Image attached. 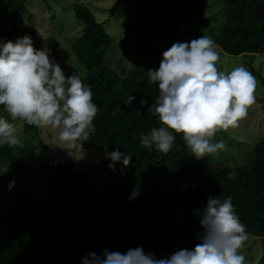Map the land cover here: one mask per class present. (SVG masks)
Listing matches in <instances>:
<instances>
[{
  "label": "trees",
  "instance_id": "obj_1",
  "mask_svg": "<svg viewBox=\"0 0 264 264\" xmlns=\"http://www.w3.org/2000/svg\"><path fill=\"white\" fill-rule=\"evenodd\" d=\"M221 1L226 15L214 38L218 48L231 56L264 55V0ZM27 2L5 0L0 38L14 41L28 34L39 49L44 42L21 18ZM73 12L83 28L70 46L77 68L65 75L74 72L90 85L98 106L95 133L76 144L106 152L119 147L132 155L131 163L99 177L95 176L97 170L81 171L73 161L45 163L42 170L51 179L46 205L37 203L31 190L19 181L8 191L14 177L5 182L1 177L0 264H80L90 251L123 253L137 246L167 257L199 242L197 212L209 195L221 200L230 195L248 236L264 237V138L252 151L242 152L226 133L221 154L234 158L238 154L241 161L236 160L235 167L220 163L204 169L180 135L167 154L143 148L140 134L162 126L152 111L157 86L135 75L140 64L137 53L131 54L130 61L123 54L112 59L115 45L86 5L75 4ZM129 94L135 100L125 105ZM141 99L147 103L140 105ZM0 115L10 119L2 106ZM39 128L24 123L22 138L29 153L43 145ZM22 144L0 146V162L6 169H24L29 158L22 159L27 151ZM134 189L139 195L129 201Z\"/></svg>",
  "mask_w": 264,
  "mask_h": 264
},
{
  "label": "clouds",
  "instance_id": "obj_2",
  "mask_svg": "<svg viewBox=\"0 0 264 264\" xmlns=\"http://www.w3.org/2000/svg\"><path fill=\"white\" fill-rule=\"evenodd\" d=\"M219 59L218 46L207 35L173 42L162 52L159 67L146 73L147 82L158 88L152 111L162 126L140 134L143 148L167 154L177 135L197 159L224 148L222 141L214 142V137L221 130L236 127L247 116L255 103L257 80L243 64L228 72L219 70ZM134 100L129 94L123 103L131 105ZM139 103L147 101L141 99ZM0 106L10 117L0 115V145L20 144L16 121L50 127L56 131L55 139L72 146L87 141L96 131L93 121L98 106L93 102L91 86L74 72L66 76L47 45L34 48L28 34L14 41L0 38ZM131 156L119 147L105 152L113 170L117 162L129 166ZM14 186L10 181L7 190ZM138 195L134 189L128 200ZM197 215L199 242L190 249L181 248L167 257L146 253L139 246L123 253L104 249L100 254L88 252L80 264H248L242 251L248 236L246 225L230 195L223 200L209 195Z\"/></svg>",
  "mask_w": 264,
  "mask_h": 264
},
{
  "label": "rangeland",
  "instance_id": "obj_3",
  "mask_svg": "<svg viewBox=\"0 0 264 264\" xmlns=\"http://www.w3.org/2000/svg\"><path fill=\"white\" fill-rule=\"evenodd\" d=\"M4 2L5 0H0V28ZM80 3L86 5L97 21L104 24L115 45L113 60L119 59V54H123L130 61L131 54L137 53L136 60L140 64L136 65L138 69L135 75L142 80H146L148 69L155 70L159 67L162 52L173 42L190 41L202 35L214 40L220 33L219 26L226 15V7L221 0H28L22 12V21L37 31L64 73L77 68L70 46L83 28L73 12V6ZM219 51V70L228 72L232 67L243 64L256 77L257 87L255 103L248 108L247 116L236 127L217 132L214 142L222 141L225 144L227 133L229 138L240 144L235 143L234 148L249 152L257 141L264 138V55L231 56L221 49ZM14 123L19 140L23 143L21 147L27 148L21 157L29 158V161L22 171L6 169L4 162H0V179L3 177L5 182V179L14 177L13 181L27 186L35 201L41 205L47 204L51 190L50 176L42 170L45 163L73 161L81 171L97 170V177L113 171L108 167L110 161L105 158L106 151L98 147L86 148L60 142L55 139L56 131L50 127L39 128L43 145L29 153V145L22 138L24 122ZM222 152L221 149L215 154L199 158L201 166L209 169L225 163L235 167V161L240 160L238 154L234 158L223 155ZM248 156L249 154L245 155ZM120 166L122 163L117 162L115 169ZM3 184L1 181L0 188ZM242 251L248 264H264V237L247 236Z\"/></svg>",
  "mask_w": 264,
  "mask_h": 264
}]
</instances>
